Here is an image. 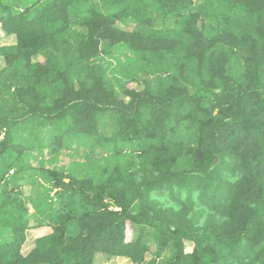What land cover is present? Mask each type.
<instances>
[{
  "label": "trees",
  "instance_id": "obj_1",
  "mask_svg": "<svg viewBox=\"0 0 264 264\" xmlns=\"http://www.w3.org/2000/svg\"><path fill=\"white\" fill-rule=\"evenodd\" d=\"M0 28V264H264V0H0Z\"/></svg>",
  "mask_w": 264,
  "mask_h": 264
},
{
  "label": "crops",
  "instance_id": "obj_2",
  "mask_svg": "<svg viewBox=\"0 0 264 264\" xmlns=\"http://www.w3.org/2000/svg\"><path fill=\"white\" fill-rule=\"evenodd\" d=\"M14 43V37L13 35L12 36H8L7 34L3 33V31L1 30L0 28V72L3 70V68L5 67V61H4V56H3V53L1 52L2 51V48L5 47V46H9L11 44ZM47 229L44 231V233H49L50 232V229L49 227H46ZM35 235L32 233V230H29L28 231V234H27V240H26V248H25V251H30L32 249V246H33V239H35ZM127 259L125 258H119V259H115V262L116 264H122V261H126ZM97 261V260H96ZM104 260H102L103 262ZM121 263H120V262ZM128 261V260H127ZM96 263V262H95ZM128 263H130L128 261Z\"/></svg>",
  "mask_w": 264,
  "mask_h": 264
},
{
  "label": "rangeland",
  "instance_id": "obj_3",
  "mask_svg": "<svg viewBox=\"0 0 264 264\" xmlns=\"http://www.w3.org/2000/svg\"><path fill=\"white\" fill-rule=\"evenodd\" d=\"M2 52V51H1ZM115 54V53H114ZM116 55V54H115ZM118 56L119 57H122V55L121 54H118ZM132 85H135V82H132ZM61 160H60V164H66V163H68V161H69V157L67 156V155H64V156H62L61 158H60ZM47 226H42V227H34V228H32L31 230H32V233L37 237V236H39L41 233H44V231L47 229L46 228ZM132 237V228H131V226L128 224V226H127V234H126V238H127V240H129L130 238ZM187 245V247L185 248V250H189L191 247L189 246V244H186ZM100 257H102L101 255H97L96 256V259H95V261H96V263L95 264H116V262H115V260H111V261H103L102 262V258L101 259H99ZM120 262V261H119ZM130 262V261H129ZM121 263V262H120ZM118 264V263H117ZM122 264H132L131 262L130 263H128V261L126 260V261H122Z\"/></svg>",
  "mask_w": 264,
  "mask_h": 264
},
{
  "label": "water",
  "instance_id": "obj_4",
  "mask_svg": "<svg viewBox=\"0 0 264 264\" xmlns=\"http://www.w3.org/2000/svg\"><path fill=\"white\" fill-rule=\"evenodd\" d=\"M67 180V179H66Z\"/></svg>",
  "mask_w": 264,
  "mask_h": 264
}]
</instances>
